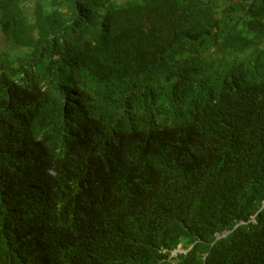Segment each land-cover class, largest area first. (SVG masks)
<instances>
[{
  "label": "trees",
  "instance_id": "obj_1",
  "mask_svg": "<svg viewBox=\"0 0 264 264\" xmlns=\"http://www.w3.org/2000/svg\"><path fill=\"white\" fill-rule=\"evenodd\" d=\"M0 264H264V0H0Z\"/></svg>",
  "mask_w": 264,
  "mask_h": 264
},
{
  "label": "clouds",
  "instance_id": "obj_2",
  "mask_svg": "<svg viewBox=\"0 0 264 264\" xmlns=\"http://www.w3.org/2000/svg\"><path fill=\"white\" fill-rule=\"evenodd\" d=\"M147 71L141 69V72H139L137 75L131 77L137 80V83L135 84L132 80H130V85H132L135 89V92L140 96H144V92L150 93H156L158 91H165L166 96H169V88L167 85L162 81H154L152 79H149L146 75ZM112 103V102H111ZM109 113L112 115L113 123L109 124V126L113 129V131L116 134V137L118 139V142L120 145H124L127 142L129 143H137V144H143V143H153L152 141L148 140L144 136L139 137L137 140L133 141L134 139V130H130L128 128V123L133 121V110L129 105L128 100L123 101H115L109 106ZM72 111L74 113H77L78 109L76 106L72 108ZM140 112V109L138 108V113ZM82 114L78 112V114H75L72 118H70L64 125V131L70 129L71 127L77 125L81 120ZM106 121H108V112L106 111L105 114ZM196 121V117L194 116V123ZM172 122H177L176 119L173 118ZM96 134L92 137L90 142H85L81 147V157H84V159L88 160H95L99 159L98 157V151L97 149L93 151L90 155L86 156L95 146L91 143L95 139ZM87 143V144H86ZM88 143L91 144V147H88ZM179 248V247H178ZM181 248L178 249V251H182ZM177 250V249H176ZM177 251V252H178ZM176 252V253H177ZM175 253V254H176Z\"/></svg>",
  "mask_w": 264,
  "mask_h": 264
},
{
  "label": "rangeland",
  "instance_id": "obj_3",
  "mask_svg": "<svg viewBox=\"0 0 264 264\" xmlns=\"http://www.w3.org/2000/svg\"><path fill=\"white\" fill-rule=\"evenodd\" d=\"M179 248H180V247H179ZM179 248H178V249H179ZM178 249H177V250H175V251L173 252V254H175V253L178 251ZM180 250H181V249H180Z\"/></svg>",
  "mask_w": 264,
  "mask_h": 264
}]
</instances>
